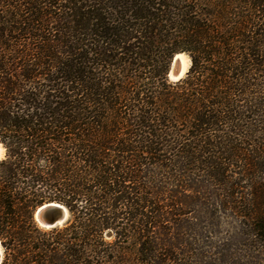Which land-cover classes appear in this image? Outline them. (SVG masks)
I'll return each mask as SVG.
<instances>
[{
  "label": "trees",
  "instance_id": "obj_1",
  "mask_svg": "<svg viewBox=\"0 0 264 264\" xmlns=\"http://www.w3.org/2000/svg\"><path fill=\"white\" fill-rule=\"evenodd\" d=\"M0 143L1 264H264V0H0Z\"/></svg>",
  "mask_w": 264,
  "mask_h": 264
},
{
  "label": "water",
  "instance_id": "obj_2",
  "mask_svg": "<svg viewBox=\"0 0 264 264\" xmlns=\"http://www.w3.org/2000/svg\"><path fill=\"white\" fill-rule=\"evenodd\" d=\"M181 54L188 56V54L184 52L176 53L173 56L168 69L167 76L168 79L172 82H178L184 79L188 75L189 69L191 67V59H190L189 68L183 71L182 62L179 57ZM4 155H5V149H4ZM4 155L2 157L0 156V160L3 159ZM69 217L70 215L68 209L62 204L56 202L45 203L39 206L34 212V220L36 221V223L39 226L47 229L64 225L68 221ZM1 262H2V252H0V264Z\"/></svg>",
  "mask_w": 264,
  "mask_h": 264
},
{
  "label": "rangeland",
  "instance_id": "obj_3",
  "mask_svg": "<svg viewBox=\"0 0 264 264\" xmlns=\"http://www.w3.org/2000/svg\"><path fill=\"white\" fill-rule=\"evenodd\" d=\"M185 53V52H184ZM187 56V55H186ZM188 57V59H189V66H190V56L188 55L187 56ZM189 68V67H188ZM168 77V76H167ZM169 80V79H168ZM170 81V80H169ZM170 82H172V81H170ZM172 83H176V82H172ZM5 154H6V152H5ZM4 157H5V155H4ZM3 157V158H4ZM69 220V219H68ZM223 220V222H222V226L224 227V228H227V226H228V224H232L233 226H239V220H234L232 217H230L229 215L228 216H224V219H222ZM36 222V221H35ZM37 224V223H36ZM237 224V225H236ZM37 226L41 229V230H43V231H49V230H51V229H53V228H50V229H47V228H43V227H41V226H39L38 224H37ZM63 226V225H62ZM62 226H58V227H62ZM55 228H57V227H55ZM112 238V237H111ZM0 246H1V249H2V261H3V258H4V249H3V246L1 245V243H0ZM2 263V262H1Z\"/></svg>",
  "mask_w": 264,
  "mask_h": 264
},
{
  "label": "bare ground",
  "instance_id": "obj_4",
  "mask_svg": "<svg viewBox=\"0 0 264 264\" xmlns=\"http://www.w3.org/2000/svg\"><path fill=\"white\" fill-rule=\"evenodd\" d=\"M182 66H183V71L187 70L189 67V59L186 55L181 54L180 56ZM4 155V148L0 144V156L2 157ZM0 252H2L1 246H0Z\"/></svg>",
  "mask_w": 264,
  "mask_h": 264
}]
</instances>
